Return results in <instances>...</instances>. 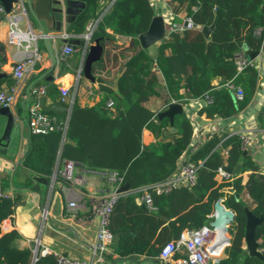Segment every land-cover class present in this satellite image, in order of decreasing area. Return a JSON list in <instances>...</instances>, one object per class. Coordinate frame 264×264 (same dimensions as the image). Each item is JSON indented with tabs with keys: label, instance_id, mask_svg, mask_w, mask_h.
I'll return each instance as SVG.
<instances>
[{
	"label": "trees",
	"instance_id": "obj_1",
	"mask_svg": "<svg viewBox=\"0 0 264 264\" xmlns=\"http://www.w3.org/2000/svg\"><path fill=\"white\" fill-rule=\"evenodd\" d=\"M82 1L88 8L79 16L77 25L85 28L90 17L98 18L104 9L102 0ZM174 1L177 3L176 12L187 6L188 17L199 27L187 28L182 33L171 31L160 44L156 62L165 77V86L159 85L157 78L138 76L137 71L142 73L146 69V65L140 63V56L147 54L135 55L128 62L130 81L120 85L117 97L120 113L112 116L102 113L97 106L81 107L75 103L68 127L69 141L62 143L63 130L59 128L46 133H32L30 148L22 161L26 167L49 177L61 153L64 160H73L77 165L90 159L99 171H117L131 189L141 188L173 176L179 160L190 149L196 129L187 113L176 115L173 123L169 117L161 118V122L154 120L155 112L144 102L158 93L157 87L159 91L163 87L168 91L167 105L186 99L187 95L180 92L181 88L194 98L210 94L212 106L200 108L199 114L207 113L211 118L233 119L249 103L258 87V69L250 65L238 74L235 58L244 51L239 42L247 43L253 51L262 48L263 39L255 35V29L264 24V0H200L201 5L197 8L190 5V0ZM155 15L152 0H114L100 21L95 36L107 34L106 28L110 27L115 32L133 36L136 41L139 35L147 32ZM204 25H214L208 37L202 31ZM134 63H138L137 66ZM214 79H219L220 83L215 84ZM231 81L245 87L242 100H236L232 89L226 87ZM220 85L222 88L219 89ZM59 122L62 125L61 120ZM178 124L182 128L179 137L161 140L151 146L143 143L146 128L159 136L165 129ZM221 141L222 138L213 137L194 152L191 161L197 164L204 161L201 170L209 169L199 173L195 185H182L168 194L153 193L154 207L150 209L146 205L148 210L142 207L143 202L136 198L137 194H129L116 201L109 227L116 235L115 249L122 257L144 254L158 259L164 247L178 239L186 229L210 224L214 219L215 202L224 198L225 204L236 211L230 229L231 242L225 248V256L218 262L211 260L210 264H264V256L250 255L243 247L246 208L249 206L236 197V194L250 197L255 204L249 207L252 213L264 217V174L259 175V166L244 155L245 146L240 136L228 137L217 148ZM222 147L228 149L226 157L222 155ZM225 162L234 167L241 163L240 172L252 170L249 178L244 181L243 176H238L234 180L219 182L216 171ZM1 180L0 175V192H3L6 183ZM17 201L0 195V264L33 262L32 250L16 245L18 230L3 229L4 220L12 216ZM256 235L262 239L261 248L264 249V222L257 227ZM34 264L59 263L54 254L48 253Z\"/></svg>",
	"mask_w": 264,
	"mask_h": 264
},
{
	"label": "crops",
	"instance_id": "obj_2",
	"mask_svg": "<svg viewBox=\"0 0 264 264\" xmlns=\"http://www.w3.org/2000/svg\"><path fill=\"white\" fill-rule=\"evenodd\" d=\"M113 3L114 0L111 2L102 0L104 12L98 18L92 15L86 27L82 28L77 25V20L82 13L86 12L88 8L86 6L77 19L62 34V36H67L70 39H85L87 35L92 34L91 43L95 42V37L100 39L105 50L101 60L94 64L93 73L102 81H92L81 72L84 44L73 46V52L64 59L61 54L67 43H63L60 49H56L59 38L55 37L53 44L58 63L54 67L52 66L47 44L39 36L40 30L38 27H32L29 16L20 20L22 28L30 26L35 36H38L37 40L33 42L32 48L38 49L41 59L36 62L33 70L28 74L17 100L11 106L15 112L25 113V117L21 118L18 133L10 143L7 153H0V175L1 182L6 183L2 194L18 199L12 216L4 220L3 229L15 228L18 230L19 236L16 239V245L20 248L31 249L32 259L38 242H40V252L44 247H48L53 254L54 251H59L76 259H90L93 255V245L99 226L98 219L94 218L92 212L93 196L108 193L112 187L90 159V162L88 160L79 163L75 170V176L83 179V183L67 181L60 175L55 180L53 179V175L59 173L64 167V158L61 153H59L53 166V172L49 177L29 169L22 163L30 148L29 108L35 102V96L30 91L35 87L43 86L46 88V93L43 95L47 96L49 103L63 102L65 105L73 106L70 117L67 112L59 116L63 125V129H61L63 130L62 143H65L69 141L68 127L75 103H78L81 107L97 106L102 113H110L112 116L120 113L117 106L120 85L130 81V77L127 75L128 62L135 55H140L141 52L147 54L145 57L140 56V63L143 66L146 65V69L142 70V73L137 71L138 76L147 79L157 78V83L165 86V77L156 62L160 44L167 38L169 26L173 21L182 22L188 18L187 6L176 12L174 7H170L169 3L163 2L156 6L155 1H153L156 15L163 16L167 24L164 39L145 46L140 35L134 41L133 36L115 32L110 27L106 28L107 34L102 37L95 36L100 21L110 10ZM173 4L177 5L176 1L173 0ZM190 5L193 7L191 3ZM8 29V17H5L0 22V88L15 82L13 66L16 60L28 54V50L24 45L17 46L7 41ZM180 32L182 33V31ZM168 52L170 53V51ZM149 58L153 60L150 62ZM137 64L134 63L135 66ZM254 64L258 69L257 90L249 103L235 114L233 119H228V117L211 118L207 116V113L200 115L199 109L201 106L194 97H190L191 94L186 93L187 91L184 88H181L180 92L187 95L186 99L177 101L183 104V113L189 114L194 122L196 134L194 135L193 144H198L199 147L208 142V134L211 131L217 133V136L222 139H225L234 131H247L250 134V142L245 148L244 155L259 166L258 174L261 175L264 174V48ZM53 67L54 70L51 71ZM46 75H53L54 77L49 79ZM213 82L218 85L220 80L214 79ZM233 83L234 88L230 85H226V87L232 89L234 98L239 100L237 87L244 90V95L246 92L245 87ZM63 86L69 88L67 97L63 96L61 90ZM218 88L220 89L222 86L220 85ZM157 90L158 93L151 95L149 100L144 102V105L155 112L154 120L161 122L158 114L167 108L166 99H168L169 93L165 87L160 88V91L157 87ZM111 100L113 102L109 105ZM203 120L208 123L204 124ZM181 134L182 128L179 124L176 127L165 129L164 133L159 136L146 128L143 132L142 141L145 145L151 146L161 140H172ZM196 150L192 146L183 154V157L179 160L177 170L183 163L191 161ZM240 171L238 173L234 172L235 177L243 176L244 181L249 178V174L252 172V170ZM40 177L45 178V180L38 179ZM216 179L219 181L218 177ZM136 198L140 200L138 195H136ZM240 198L242 201L247 202L250 208L255 206L253 202V204L251 203L252 199L248 198L247 195L240 194ZM71 202H76V207H71ZM259 241L262 242V239L260 238ZM229 245L230 243L223 245L218 259L225 256V248ZM243 247L248 251L245 240ZM108 258L109 264H159V262L160 264H175V260L165 261L160 257L154 259L144 254L122 257L115 249V241L111 246Z\"/></svg>",
	"mask_w": 264,
	"mask_h": 264
},
{
	"label": "built area",
	"instance_id": "obj_3",
	"mask_svg": "<svg viewBox=\"0 0 264 264\" xmlns=\"http://www.w3.org/2000/svg\"><path fill=\"white\" fill-rule=\"evenodd\" d=\"M4 10L3 5L0 6V12ZM28 14L22 0L17 2L11 13L7 14L9 22V29L7 35V41L10 44H15L17 46L24 45L28 54L16 60L13 66V77L15 82L9 86L0 88V104L12 106L17 100L21 88L28 76V74L33 70L34 65L38 60L41 59L40 53L37 48H32L33 42L37 40V37L33 33V30L29 27L22 28L20 25V20L27 18ZM187 28H196L195 23L191 17L186 18L182 22H174L169 26V32L171 31H184ZM255 35L262 37L263 45L259 50L262 52L264 48V24L255 29ZM40 36V35H39ZM87 37H89L87 35ZM74 50L73 46L66 44L62 49V58H67ZM261 55V53H260ZM259 55V56H260ZM258 56V57H259ZM256 60V59H255ZM249 61L248 56L245 51L237 54L235 58V63L237 66L238 74L243 73L250 65L254 66V61ZM256 66V65H255ZM226 85L235 87L233 81L228 82ZM63 96L67 97L69 95V88L63 86L61 88ZM33 96H35V102L29 108V129L30 135L32 133H46L54 128L63 129V125H60V120L56 115L46 113L41 108L39 103V96L46 93V88L35 87L30 91ZM237 97L239 100L244 98V90L237 87ZM199 106L205 107L213 104V97L210 94H206L204 97L195 98ZM112 100L109 105L112 104ZM212 132V131H211ZM196 134V133H195ZM194 134V135H195ZM238 135L243 139L244 148L250 142L249 133L244 130H238L230 133L225 139L219 143L217 148L222 146L224 140L228 137ZM29 138V137H28ZM195 137H193L191 146H194L195 150L199 148L198 144L194 143ZM228 149H222V155L226 157ZM204 161L199 164L187 161L183 163L178 170L168 178L167 180L153 183L147 186H143L137 189H131L130 192H118L120 186L125 183L124 176H122L117 171H99L104 178L111 185L112 189L108 193H103L101 195H94L92 202V212L94 218L98 219L99 226L96 234V240L93 245V255L90 259H76L67 254L59 251H54V255L59 264H109V252L111 246L115 241L116 235L109 227L110 217L113 207L116 201L129 194H137L139 199L146 204L150 209L153 208L152 194H168L173 189L182 185H195L203 167ZM227 163L225 162L224 165ZM224 165L220 166L216 171V177L219 178V182H224L227 180H234L235 173H229L224 169ZM77 163L73 160H64V167L59 173L53 175L55 180L58 175L62 176L67 181H78L83 183V179H79L75 176V170ZM0 195H3L0 192ZM250 198V197H248ZM251 199V198H250ZM76 202H71V207H76ZM46 213L44 212V215ZM38 242L33 255V261L36 262L39 258L45 254L51 253L48 247H44L41 252L39 251ZM217 246V231L210 224H205L198 229H186L178 239L170 241L164 250L159 255L163 260H175V264H210L211 260L216 261L219 256V252L216 250ZM264 251L263 248H261ZM53 254V253H52Z\"/></svg>",
	"mask_w": 264,
	"mask_h": 264
},
{
	"label": "water",
	"instance_id": "obj_4",
	"mask_svg": "<svg viewBox=\"0 0 264 264\" xmlns=\"http://www.w3.org/2000/svg\"><path fill=\"white\" fill-rule=\"evenodd\" d=\"M26 8L27 14L30 17L32 27L37 26L40 30V37L44 39L47 44L48 52L51 57L52 66L58 63V59L55 53V47L53 39L59 38L56 49H60L63 43H67L69 46H76L77 44H84V52L81 60V72L84 76L92 81H102L93 73L94 64L101 60L104 54V45L101 44L100 39L96 38L95 42L91 43L92 34L85 39L69 38L62 36L65 30L71 26V24L77 19L78 15L86 8V3L82 0H22ZM4 7V10L0 12V22L11 13L15 4L19 0H0ZM190 3L194 8L201 5L200 0H190ZM199 27V25H195ZM167 24L163 16L155 15L147 32L141 34L142 42L145 46H148L152 42H155L166 37ZM214 25H204L202 31L208 37L213 30ZM62 36V37H61ZM239 45L244 49L248 56L249 61L255 60L260 51H253L249 48L247 43L239 42ZM54 67L51 71L54 70ZM52 79L54 76H47ZM193 98L192 95H190ZM39 103L41 108L49 113L63 114L68 113L69 117L72 112V105H65L63 102H48L46 95L39 96ZM184 112V106L181 102L172 101L168 104L167 108L159 112V117H169L171 122H174L175 116ZM25 117V113L19 114L15 112L11 106L0 104V153H7L8 147L13 138L18 133V128L21 125V118ZM204 124H207L206 120H203ZM209 139L216 137L217 133L209 132ZM90 162V160H89ZM242 168V164H238L236 167L226 164L224 169L229 173H238ZM208 168H203L200 174L208 172ZM45 180V178H38ZM131 185L125 182L118 192H130ZM193 192L194 189L192 190ZM236 197L240 199V195L236 194ZM142 207L148 210L146 204H142ZM214 219L211 225L218 233V241L225 240V244L231 242V224L235 220L236 211L225 204L224 198H219L214 204ZM247 212V226L245 242L250 255L263 257L261 250L262 242L257 237V227L264 222L263 216H257L246 208ZM220 259H216L218 262ZM35 262L33 261V264Z\"/></svg>",
	"mask_w": 264,
	"mask_h": 264
},
{
	"label": "rangeland",
	"instance_id": "obj_5",
	"mask_svg": "<svg viewBox=\"0 0 264 264\" xmlns=\"http://www.w3.org/2000/svg\"><path fill=\"white\" fill-rule=\"evenodd\" d=\"M153 1H155V5L156 6H158V5H160V4H162L163 2H166L167 4L169 3V5H170V7L172 6V7H174L175 8V6H176V4H173V0H153ZM185 14V13H184ZM183 114H185V113H183ZM184 116V115H183ZM254 203V201H251V203ZM247 203V202H246ZM252 203V204H253ZM248 204V203H247ZM251 204V205H252Z\"/></svg>",
	"mask_w": 264,
	"mask_h": 264
},
{
	"label": "bare ground",
	"instance_id": "obj_6",
	"mask_svg": "<svg viewBox=\"0 0 264 264\" xmlns=\"http://www.w3.org/2000/svg\"><path fill=\"white\" fill-rule=\"evenodd\" d=\"M224 244H225L224 239L218 241V233H217V246H216L217 253L221 252V248L223 247Z\"/></svg>",
	"mask_w": 264,
	"mask_h": 264
}]
</instances>
